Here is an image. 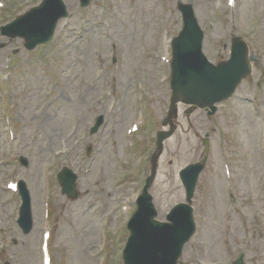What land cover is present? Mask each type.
<instances>
[{"label":"rangeland","instance_id":"obj_1","mask_svg":"<svg viewBox=\"0 0 264 264\" xmlns=\"http://www.w3.org/2000/svg\"><path fill=\"white\" fill-rule=\"evenodd\" d=\"M0 1V28L42 2ZM179 2L194 6L211 61L228 58L235 32L247 37L264 68V0H237L233 8L223 0H91L88 7L72 0L67 4L70 17L46 45L28 51L22 39L0 32V161L12 150L29 160L27 168L16 165L29 187L34 216L32 231L24 234L16 221L18 195L0 189V201L5 200L0 204V264H44L42 246L49 226L52 264H124L125 225L135 209L133 196L142 191L151 169L148 151L155 152L157 133L169 130L163 120L170 85L158 89L153 80L170 75L161 58H167L168 41L181 30ZM144 73L150 75L152 92L139 101L136 78ZM111 101L119 111L107 115ZM144 103L151 114L145 119L156 120L157 127H145L127 139L130 117ZM101 114L106 123L91 136L89 129ZM173 125L172 136L158 152L150 188L161 220L185 201L179 171L204 157V138L210 137L207 165L193 199L197 231L181 264H228L241 252L247 253L246 264H264L262 69L255 67L213 117L183 105ZM63 167L78 176L75 198L64 195L58 183ZM13 169L0 168V175ZM127 203L132 211L122 213Z\"/></svg>","mask_w":264,"mask_h":264},{"label":"water","instance_id":"obj_2","mask_svg":"<svg viewBox=\"0 0 264 264\" xmlns=\"http://www.w3.org/2000/svg\"><path fill=\"white\" fill-rule=\"evenodd\" d=\"M81 1L83 6L89 3V0ZM180 9L185 16V28L174 41V107L170 116L176 114L177 102L194 105V108L208 107L214 111V103L228 98L250 73L247 48L242 42H237L230 61L219 67L212 66L202 54L203 33L194 19L192 7L181 5ZM66 14L62 0H45L40 7L19 17L7 28L14 30L12 36L25 38L26 46L32 49L51 39L58 20ZM6 33H9L8 30ZM165 136H160L159 143ZM202 169L203 164H196L181 173L188 200L193 195ZM60 179L64 192L75 198L76 176L64 171ZM157 215L151 198L146 194L141 198L139 209L129 225L131 236L125 250L126 264H177L185 243L195 231L192 209L186 204L176 206L168 215L167 223L157 221ZM20 223L26 231L31 227L29 200L22 208Z\"/></svg>","mask_w":264,"mask_h":264},{"label":"bare ground","instance_id":"obj_3","mask_svg":"<svg viewBox=\"0 0 264 264\" xmlns=\"http://www.w3.org/2000/svg\"><path fill=\"white\" fill-rule=\"evenodd\" d=\"M65 2H66V4H71L72 3V0H64ZM157 72V70L155 71V72H151V74H153L154 75V73H156ZM147 77L148 76H150V75H148V74H146V73H144ZM149 78V77H148ZM157 78V77H156ZM156 78H154V80H153V84H154V86H155V83H156ZM180 108H182V105L180 104ZM163 175V174H162ZM162 175L161 174H159V177H158V179H159V181L162 179ZM165 190V187L163 186L162 187V190H161V192H163ZM162 211V210H161ZM163 212V211H162Z\"/></svg>","mask_w":264,"mask_h":264}]
</instances>
